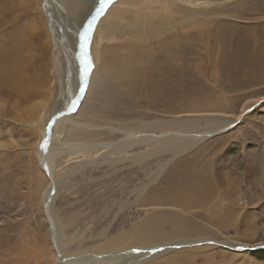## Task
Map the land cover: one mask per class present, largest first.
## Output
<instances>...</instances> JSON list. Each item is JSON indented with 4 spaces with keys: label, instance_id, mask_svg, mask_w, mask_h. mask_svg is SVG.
Here are the masks:
<instances>
[{
    "label": "rangeland",
    "instance_id": "374dc122",
    "mask_svg": "<svg viewBox=\"0 0 264 264\" xmlns=\"http://www.w3.org/2000/svg\"><path fill=\"white\" fill-rule=\"evenodd\" d=\"M47 1L46 10L43 0H0V79L3 74L5 80L0 84V264H52L57 253L46 230L43 194L39 197L42 177L48 176L40 164L43 131L35 126L63 93L56 73L65 72L70 94L72 81L82 77L81 36L100 0L64 6ZM158 1L146 20L136 22L130 8L124 13L118 7L109 22L102 21L118 0L97 17L98 29L103 22L105 34L114 31L120 46H130V59L117 63L112 75L100 71L83 102L93 67L74 115L92 116L87 123L95 131L79 129L70 140L118 142L123 132L144 122L236 117L244 105L253 104L252 109L233 129L171 161L152 184L147 174L169 154L142 164L129 158L152 152L155 145H135L117 154L125 159L114 165L107 163L113 155L106 163L98 160L97 167L85 168L58 190L51 214L63 224L73 253L125 238L141 246L155 239H205L159 258V264H264V0ZM84 6L85 16L72 18ZM69 35L76 46L70 47V61L63 47ZM36 105L40 119H31ZM59 163L55 170L61 172L71 165ZM142 185L147 188L137 195ZM205 194L213 199L197 206Z\"/></svg>",
    "mask_w": 264,
    "mask_h": 264
},
{
    "label": "bare ground",
    "instance_id": "6f19581e",
    "mask_svg": "<svg viewBox=\"0 0 264 264\" xmlns=\"http://www.w3.org/2000/svg\"><path fill=\"white\" fill-rule=\"evenodd\" d=\"M74 1L81 3V5L83 4L82 0H56V4L59 5V2H60L64 6L65 3L68 5L70 4V2H74ZM157 1L156 0H118V2L110 8V11L107 13L105 20H102V21L109 22L111 11H114L118 7L121 10L126 9L125 12L123 11L124 13H128L127 9L130 8L129 13L131 12V14H133L132 18L133 20L136 19V22L137 20H141V21L142 19L146 20L147 18H149V15H150L149 11H151L153 8L155 9L154 4L159 2ZM43 3L47 10L48 1L43 0ZM85 8L86 7L84 6V9L82 10L81 13L75 12L76 14L75 16H72V18L83 16L85 13ZM46 13H48L47 15L48 19L53 22V20H51L52 15H50L49 9L48 11H46ZM97 19L98 18L96 17V20ZM50 21H48V23ZM97 21L93 25L92 32L90 33V43L88 46V51L90 52L89 58L93 62V67L95 69L93 70L90 76L88 91L85 96V100L83 102H86V100H88L87 98L89 97L88 96L89 90L93 84L95 76L98 75L100 71L103 73H108L109 75L110 74L112 75L113 71L117 69V63H120L126 59L128 60V58L130 59V57L128 56L130 52V46L129 45H126L124 47L120 46V42L117 41V38L114 37L113 35L115 32L114 31L111 32L110 30L107 34H105L104 30L101 29V24H103V22L99 25L100 27L98 29L99 22L97 23ZM99 30L101 32H99ZM97 32H98V38H97L98 40L96 39L95 41L94 37H95V34H97ZM53 39H54V42H57L56 36L53 35ZM64 41L66 42L64 43L63 47L67 51L69 55L68 61H70V58L72 56L70 54V51L71 50L73 51V49L70 47H73L75 45H74V42L70 39V35L67 36V38H64ZM26 44H27V41H26ZM25 47L29 48L30 46L28 44V45H25ZM60 48H62L61 44L59 48H57V50L58 49L60 50ZM79 54H81V52ZM76 68H77V71H79L78 70L79 68L78 67ZM5 73L7 72L5 71ZM64 74L65 72H63V70L56 73L57 75L56 77H59L61 81L59 82L60 85H58L59 88H61L60 86H63L64 88L63 87L61 88L63 90V93L59 95L58 97L59 101L57 105H55L52 102L53 105H55V108L53 109V111L47 114L45 118L42 116V118H44L42 120L39 117L41 113L40 106H37V105L33 106L32 113H31V119H36V118L40 119V124L38 126H35V128L38 129L39 131L42 129L43 131V139H42L43 143H42L41 150L42 151L44 149L45 150L43 151V154L41 153L42 162H40V164L43 169V172H45L46 174V177L47 176L48 177L46 178L47 180H45V178L42 177V180L40 183L43 184V188L39 194L40 195L39 197H41L43 194V198H44L43 201L45 203L44 208H43L44 215H45L44 219L48 221L47 225L49 226V228L46 226L47 227L46 230L49 235L52 246L54 247V250L57 252L55 260H53V262L51 261V263L52 264L53 263L54 264H159V260H161L159 258H162L166 255H170V253H174V251H179V250L186 249V248L189 249L193 246H198V245L203 244L205 239H196V240H181L180 239L177 241L172 240V241H164V242H159L155 239L153 240L155 242H151L150 244L147 243L144 246H141V245L135 244V242H129L130 240L128 239L125 240L126 239L125 238L124 240L118 239L115 242H109V243H105L101 245L98 244V246H95L91 249H87L86 251H83V253H80V251H78L79 254L77 255L78 252L73 253L71 252V250L69 251V248H68L69 242L67 241V239L64 238L63 224L58 218L56 219L55 216L51 214L52 213L51 209L53 205L52 203L55 201L54 198L56 197V193L58 192V190L64 186L70 185L71 180L69 181L68 180L69 178L74 177L76 174H79V172H81L85 168H88L91 166L97 167V162H100L98 160L104 161L112 155L115 156V158H113L112 160L108 159L107 160L108 162L107 161L106 162L109 165L117 164L118 161L120 160L122 161L125 159V158H121L124 156H121L119 159H117V154L118 155L125 154L126 153L125 151H127L129 148L135 145H155L157 146V149H155L152 152L149 151V153H145L142 155L138 154V156L129 158L133 164L134 163L142 164L149 157L151 156L154 157L155 155L169 154L170 156V158L166 162L159 161L156 163L155 172H150L149 173L150 175L147 174V176L149 177L148 183L152 184L162 175L167 165L171 163V161L178 159L182 157L183 155L187 154L189 151L194 149L197 145L201 144L202 142H205L206 140L212 137H215L216 135H220L221 133H225L233 129L235 125H237L238 122L242 119L241 117L252 109L251 106H253V104L244 105L239 115L236 117L234 116L227 117V116H221V115L208 116L206 114L207 117L205 118H193L191 120L183 121L184 123H186L184 125L180 124L183 122H181V120H179L178 118L177 119L174 118L168 121L144 122V123H141L140 126L136 127L138 128V130L128 129L127 131L123 132L124 138L119 140L118 142L116 141V142L104 143V144L103 143L101 144L100 143H96V144H92V143L79 144L78 143L77 144V143H73L72 140H70L72 137L74 138V135H75L74 131L77 132V130L79 129H81L80 131H82V129H87V132L88 130L91 132L95 130L90 124L88 125L87 123L88 122L87 120L88 119L91 120L92 116L89 118L88 116H85L82 118L80 117L81 114L79 115L80 111H78V117H75L76 115H74L75 114L74 111L77 108L78 103H80V100H82L83 93L80 92V87L83 82V74H82V77L78 80V82H77V79H76V83H75V80L72 81V83H74V85L71 86L72 94H70V91L68 88L69 80L66 77H64ZM50 77L53 82L54 78H53L52 72L50 74ZM73 78L75 79L74 72H72L71 79ZM76 78H77V75H76ZM4 82H5L4 75L2 74V79H0V84ZM55 83H56V78H55ZM87 83H88V78H87V81L84 82L85 88H87L86 87ZM5 86L7 85L5 84ZM53 87L54 85H51V90L49 91V93L53 91L52 89ZM8 89H9V86H8ZM40 95H43V94H40ZM77 97H79V100L77 102V106L75 107V109H73L72 101L76 100ZM201 120L204 123L203 125L199 124ZM32 123L34 122H30V124ZM72 130H73V133L69 134V132H72ZM147 131L152 132V134H146L145 132ZM81 133L82 132H80V134ZM87 153L90 154L91 159L84 158V155H86ZM61 161L66 162V166L71 164L70 165L71 167L69 166V169L63 172L60 171V168L58 170H55V165L57 163L60 165L61 163L59 162ZM61 170H63V168ZM192 185H195V184H192ZM146 188H147V185H142L135 192L137 193V195H141L143 194ZM213 196L214 195H211V194H205L202 196L201 199L199 198V200L195 203L197 204V206H200L204 204L205 202L207 203L208 201L212 200ZM104 232L105 231L100 232L98 236L103 237ZM225 244L228 245V243H225ZM51 259H54V258L52 257ZM168 263L169 262H162V264H168Z\"/></svg>",
    "mask_w": 264,
    "mask_h": 264
},
{
    "label": "snow or ice",
    "instance_id": "6c2138e0",
    "mask_svg": "<svg viewBox=\"0 0 264 264\" xmlns=\"http://www.w3.org/2000/svg\"><path fill=\"white\" fill-rule=\"evenodd\" d=\"M112 3H113V0H100L99 7L96 10V16L93 17V20L89 23L87 29L81 36L82 53H81L80 59H81V67H82V73H83V82L80 87L81 93L86 91V88L84 87V82L87 81V78L93 69V62L91 61V59H89V55H88V46L90 43V33L92 32L93 25L96 22V17H99L102 13H104L106 7ZM78 100H79V97H77L76 100L72 101L73 109H75V107L77 106Z\"/></svg>",
    "mask_w": 264,
    "mask_h": 264
}]
</instances>
